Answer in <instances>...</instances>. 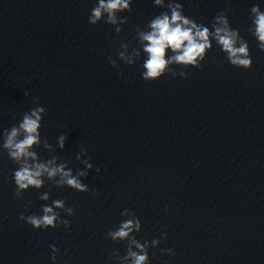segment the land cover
<instances>
[{"label":"clouds","instance_id":"9594fccd","mask_svg":"<svg viewBox=\"0 0 264 264\" xmlns=\"http://www.w3.org/2000/svg\"><path fill=\"white\" fill-rule=\"evenodd\" d=\"M156 3H161V0H156ZM129 6V0H98V6H94L91 10L89 23L96 25L100 21L102 14L107 13V22L115 24L116 12L128 9ZM180 8L181 5L176 4L172 7L170 16L163 15L151 22L150 33H140L142 40L147 41V45L144 48V51L148 54V59L143 65L146 69L142 74L144 80H156L162 77L166 66L170 62L181 63L186 66L192 65L196 68L201 67L197 61L203 60L206 50L211 47L209 29L203 26L198 27L194 21L181 15ZM251 11L256 17L254 35L261 42L259 47L264 50V12H261L258 6H253ZM215 21L224 25V27H217L216 24H213V28L215 29V38L222 46V50L228 53L231 65L237 68L250 69L252 67V59L249 55L247 43L241 41L240 45L236 46L238 29H231L227 17L223 14L219 13L215 17ZM116 31H119V29H116ZM169 48L177 54L171 57L170 60H166L165 53ZM109 62L114 64L110 58ZM34 99L38 106L29 112H25L19 127L13 126L10 132H6L4 138L3 148L7 150L9 158L19 164L18 169L14 171L15 191L18 193L20 190L28 189L30 185L39 188L42 184L40 177L46 172L50 178L59 174L61 177L58 181L59 184L66 183L80 192H88L86 185H83L79 179L73 177L70 171L64 170V165L49 167V165L55 164L54 160L48 161L47 164L35 163L30 165L27 163L28 159L36 160V153L29 149L39 143L40 113L47 111L44 107L39 106L38 98ZM65 138L63 135L60 137L61 147H63ZM21 161H24V163H20ZM88 167H92V165H88ZM96 171L99 172V168ZM78 175H86V173L80 172ZM95 194L93 192V195ZM42 198L47 199V196ZM54 204L57 208L63 207V201L61 200L54 201ZM67 212L70 216L75 215L74 208H68ZM43 213L42 216L34 214L29 216L21 215L20 219L25 220L38 230L57 228L60 225L70 228V221L60 219L59 214L55 213L52 207H44ZM140 226L141 222L136 217L135 222L133 220L125 221L117 230H109L106 235L111 237L113 241L124 240L129 237L134 228L139 231ZM161 238L166 240V233H162ZM160 242V239H153L151 242L140 243L133 238L131 243L135 244L139 251H133L129 248L127 256L121 259L126 260L130 257L131 264H149V250L150 248H155ZM51 250L53 253L51 258L55 261V254L59 249L55 245H51ZM164 253L171 256L176 255L172 248L161 249V254ZM109 259H111V256Z\"/></svg>","mask_w":264,"mask_h":264}]
</instances>
